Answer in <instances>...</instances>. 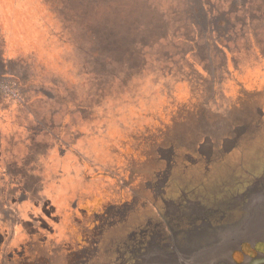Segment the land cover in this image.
<instances>
[{
	"label": "rangeland",
	"instance_id": "1",
	"mask_svg": "<svg viewBox=\"0 0 264 264\" xmlns=\"http://www.w3.org/2000/svg\"><path fill=\"white\" fill-rule=\"evenodd\" d=\"M257 91L264 0H0V264H182L167 241L208 228L158 218L148 181L180 178ZM250 215L217 211L210 234L241 241L198 261L264 239Z\"/></svg>",
	"mask_w": 264,
	"mask_h": 264
},
{
	"label": "flooded vegetation",
	"instance_id": "2",
	"mask_svg": "<svg viewBox=\"0 0 264 264\" xmlns=\"http://www.w3.org/2000/svg\"><path fill=\"white\" fill-rule=\"evenodd\" d=\"M257 92H261V98L255 106L246 107L243 104L244 108L237 111L238 106L229 105L233 119L216 118L217 131L205 130L201 133L204 135L198 146V155L179 158L183 167L180 178L173 180L167 167L160 188L154 190L151 179L148 181L151 183L153 204L156 205L157 201L162 203L157 209L158 218H165L169 222L171 217L185 224L195 217L199 218L197 222L205 223L204 226L208 228L205 236H194L190 244L175 238L167 241L172 245L170 248H174L171 252L182 264H210L205 259L203 263L199 262L194 252L206 250L215 243L232 245L239 241L236 235L229 232L210 234L212 227L209 226H215L211 217L217 211L231 214L228 222H225L229 224L231 221L235 227L253 222L250 221L251 212L255 213L256 218L264 214V92ZM243 115L246 116L245 120L242 119ZM171 186H175L173 195L168 193ZM174 201L177 204L175 216L171 209ZM150 218L149 222L152 221ZM239 244L231 247L230 258L224 263L264 264V239L259 240L257 245H253L250 239ZM83 263L88 264V261Z\"/></svg>",
	"mask_w": 264,
	"mask_h": 264
},
{
	"label": "trees",
	"instance_id": "3",
	"mask_svg": "<svg viewBox=\"0 0 264 264\" xmlns=\"http://www.w3.org/2000/svg\"><path fill=\"white\" fill-rule=\"evenodd\" d=\"M140 11V9L139 8H137V12H139Z\"/></svg>",
	"mask_w": 264,
	"mask_h": 264
},
{
	"label": "crops",
	"instance_id": "4",
	"mask_svg": "<svg viewBox=\"0 0 264 264\" xmlns=\"http://www.w3.org/2000/svg\"><path fill=\"white\" fill-rule=\"evenodd\" d=\"M260 81H262V80H260Z\"/></svg>",
	"mask_w": 264,
	"mask_h": 264
}]
</instances>
